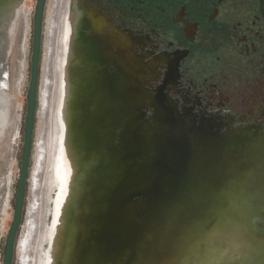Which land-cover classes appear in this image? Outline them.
I'll use <instances>...</instances> for the list:
<instances>
[{
  "label": "flooded vegetation",
  "instance_id": "obj_1",
  "mask_svg": "<svg viewBox=\"0 0 264 264\" xmlns=\"http://www.w3.org/2000/svg\"><path fill=\"white\" fill-rule=\"evenodd\" d=\"M24 1L9 0L0 14L4 133L11 110L9 96L3 95L7 50L28 6ZM49 5L55 52L60 43L62 98L70 105L76 97L75 116L91 135L83 146L92 154V167L79 183L82 202L98 203L105 193L101 188L111 186V136L122 112L143 104L147 92L179 115L246 125L221 136L209 129L196 131L221 153L234 143L238 152L253 155L247 166L262 174L264 145L257 140L259 132L264 134V0H52ZM139 70L143 80L136 76ZM128 75L133 76L129 84ZM137 79L145 90L139 82L140 88L134 86ZM147 129L145 125L142 134ZM235 135L241 139L237 143ZM245 142L252 144L246 147Z\"/></svg>",
  "mask_w": 264,
  "mask_h": 264
},
{
  "label": "bare ground",
  "instance_id": "obj_2",
  "mask_svg": "<svg viewBox=\"0 0 264 264\" xmlns=\"http://www.w3.org/2000/svg\"><path fill=\"white\" fill-rule=\"evenodd\" d=\"M52 3V0H51ZM31 6L24 8V20L26 22L27 14L29 13ZM53 8L49 5L48 15L46 18L45 36L44 42V60L40 77V101H41V113H39V121L37 128V142L34 154V187L33 193L36 194L33 197L34 204L29 211L30 221L32 217L36 215L37 220L33 219V224L29 225L22 232L17 246L18 259L21 260V264H105L106 255L104 256L101 249L102 238H96L94 245H92V239L95 235V230L99 234H103L104 219L106 222L111 221V209H109L111 202V194L109 192L110 187L101 188L105 191L104 195L100 197L97 204L82 202L79 194L81 192V181L85 180V171L92 167V154L91 162L88 166L76 167V160L78 156V149L85 146V142L88 138L91 139V135L87 134L84 127H80L79 119L75 116V104L76 97L72 99L70 105H66L64 98H62V90L59 87V48L60 43L56 44V52L54 49V42L49 39L50 33L54 31V24H52V15L50 14ZM24 22V23H25ZM26 36L24 35L23 41L20 44L21 51L23 52L22 60V73L21 78L18 80V89L21 87V81L25 77L26 71V54L28 53L29 42V25L26 27ZM55 54V56H54ZM54 56V57H53ZM53 57V59H52ZM52 62V68H51ZM53 75V77H52ZM140 76L143 80L144 74H140V70L136 76ZM139 79L134 82L136 88L143 90L145 86L143 83L139 85ZM129 86V85H128ZM144 98L143 104L135 109H130L126 114L124 111L121 115V120H117L116 130L113 131L112 140V154L113 161L111 171V189L114 188L120 181V176H123L122 160L126 165V174L129 172V163L131 155L138 154V152H145L151 154V134L158 132L155 124L162 112L158 110V104L153 99V95L147 92ZM111 106H117L115 103H111ZM149 109V117L143 116V107ZM160 106V105H159ZM125 108L127 105L124 106ZM161 107L169 112L176 121L183 120L182 115H179L176 109L165 102L161 104ZM136 112L135 115H131ZM76 118V120H75ZM185 120V119H184ZM183 120V121H184ZM186 120H189L188 118ZM119 125V127H118ZM148 125V129L145 134H142L141 129ZM244 126L236 129L239 130ZM189 134L192 136L195 145L199 150L198 161L195 163L200 169L204 168L213 169L216 171L218 177L217 186L224 185L228 176L236 172L235 169L226 171L224 168L218 167L216 164L217 159L221 156L227 159V163L231 158L235 157L236 166L242 170V174L250 172L251 175H244V178L237 182L238 192L235 197L239 207L244 208L248 212V222L244 226L242 234L239 236L243 239L241 247V256L236 260H232L231 257L225 259L223 264H264V262L252 260L246 256V251H254L256 255H260L261 249H264V225L259 227V233L253 230L255 225H252L253 218H261L264 216V171L261 175H257V172L247 166L248 159L253 155H244L238 152L237 145L231 144L227 147V150L220 152V150L213 144L202 138L198 131L191 128V124L188 125ZM259 132L258 140L261 145H264V134ZM125 134V135H124ZM238 136L235 135L232 141L238 142ZM140 141V143H137ZM252 143L245 142L246 147ZM233 145L235 147H233ZM237 152L238 154H236ZM103 156L100 154V159ZM216 166V167H215ZM32 173V175H33ZM240 171L237 170V175L241 176ZM199 177L194 183L197 186V198L196 202L199 204L195 210L187 211L181 215H175L176 219H187L194 215L195 212L202 209L204 203H209L215 192V188L209 183V180L204 177V172H198ZM118 176L114 181V177ZM238 177V178H239ZM11 178L10 175L8 179ZM258 182H254V179ZM75 184H77L75 186ZM138 186H133L134 189H138ZM40 188V189H39ZM39 189V190H38ZM148 189V185H142L138 190L145 191ZM38 191V192H37ZM135 191V190H134ZM109 192V194H108ZM37 193L39 197L37 198ZM201 196H205V199L201 200ZM9 196L6 198L8 202ZM215 202V201H214ZM9 204H7V207ZM82 208L81 216L78 217V237L74 246L70 245L74 236L73 228L77 224L75 218L72 226V215L75 211H80ZM169 220V218H168ZM81 226H85L86 233L83 234ZM80 227V228H79ZM105 230V227H104ZM252 238L248 239V234ZM35 233L34 239L31 241ZM199 228H192L188 231L187 236L189 239H193L200 234ZM83 234V236H81ZM93 237V238H92ZM163 239V235L156 236L151 244V247H157V243ZM31 242L32 246L29 250V257H22V250L27 251V244ZM186 242L184 245H186ZM109 251V249L107 250ZM25 254V252H23ZM109 256V255H107ZM1 264V263H0ZM109 264V263H108ZM122 264V263H120ZM203 264V263H202Z\"/></svg>",
  "mask_w": 264,
  "mask_h": 264
},
{
  "label": "water",
  "instance_id": "obj_3",
  "mask_svg": "<svg viewBox=\"0 0 264 264\" xmlns=\"http://www.w3.org/2000/svg\"><path fill=\"white\" fill-rule=\"evenodd\" d=\"M8 2L9 0H0V14L6 10ZM45 2L46 0H42L41 10H37L39 0H35L34 4L29 80L25 95L26 105L18 180L12 219L2 248L1 264H6V256L10 258L9 264L13 262L16 237L23 216L35 121ZM156 103L162 114L155 124L158 132L151 134L152 152L151 154L138 152V154L131 155L129 163L134 162L129 166L128 174H126V165L122 160L120 170H122L123 176H120L118 184L112 189L110 186L109 190V192L111 191L109 209H111V215L114 218L108 222H106L107 219L103 220L105 230L103 227V234L102 232L99 234L95 230L93 236L95 238L92 239L91 244L94 245L96 238H102V252L104 256L109 255H106L105 264H140V259L146 256L145 264H177L175 257L181 255L184 248L192 241L187 236L188 231L196 227L202 232L204 227L220 217L221 221H218L216 229L210 233L211 240L207 250L203 254L199 249L192 251L189 253L190 258H185L183 264H223L228 257H231L232 260L240 258L243 239H240L239 236L248 222V212L239 207L235 199L238 192L237 170L242 172L236 166L235 157L229 160L232 162L231 164L221 156L217 159L218 167L224 168L226 171L236 170L234 174L227 177L224 185L217 186L218 177L215 170L207 169L205 171L204 168L200 169L195 165L198 161L199 150L188 131L190 122L182 118L184 121L180 120L175 123L169 112L161 107V101L158 100ZM169 109L171 110V108ZM200 170L204 172V177L209 180V183L214 188H218L209 203L219 191L223 190L228 193L226 200L217 203L215 200L216 206L210 210L207 209L208 203H204L201 210L185 220L176 219L168 229L170 212L179 216L198 207L199 204L196 202L197 185L194 183L199 177ZM117 178L118 176H115L114 181H118ZM145 184L148 185L147 190H138ZM111 185H115V183ZM138 185L140 186L138 189L133 188ZM91 193L95 192L92 190ZM200 199H205V196H201ZM234 200L237 208L233 206ZM96 203L97 201H95ZM81 213L82 208L80 211L74 212L72 226H74V218L77 221ZM226 215L228 218L224 219ZM252 222V225L256 226L258 223L259 227H262L264 216L253 218ZM76 223L70 244L72 246H74L79 232L77 231L78 221ZM81 228L85 235V226H81ZM10 232L12 238H9ZM248 234V239L252 238L251 233L248 232ZM160 235H163V239L157 243V247H151L155 237ZM216 241L221 242L224 246L229 245L231 249L226 246L220 250L221 247L215 246ZM186 242L188 243L184 245ZM108 249L109 251H107Z\"/></svg>",
  "mask_w": 264,
  "mask_h": 264
},
{
  "label": "rangeland",
  "instance_id": "obj_4",
  "mask_svg": "<svg viewBox=\"0 0 264 264\" xmlns=\"http://www.w3.org/2000/svg\"><path fill=\"white\" fill-rule=\"evenodd\" d=\"M51 0H46L45 2V8H44V16H43V31H42V42H41V55H40V65H39V78H38V85H37V99H36V108H35V121H34V128H33V136H32V147H31V158L29 163V174L27 178L26 183V189H25V196H24V203H23V216L21 225L19 228V231L17 233L16 237V243H15V253L13 257L12 264H21V260L18 259L17 255V246L19 244V239L22 235V232L27 227L26 231L29 229V225L33 224V219L37 220L36 215L32 217V220L30 221V214L29 211L32 208V204H34L33 197L35 194L33 193V187H34V176L35 172L33 173V166H34V154H35V148H36V142H37V128H38V121H39V113H41V101H40V93H39V86H40V77H41V70L44 60V42L46 40L45 36V19L48 12V5L50 4ZM26 4L28 6H31L29 8L30 11L27 14L26 22L24 20V15L21 14L20 17V25L19 28H17L16 35L13 39V41H10V46L7 50V61H8V76H7V83L8 87L5 88V93H3L4 96H9L10 102H11V110H10V122L12 121V127H13V133L12 135L16 136V144H13V149L10 151L7 147V140L4 138V142H0V263L2 260V248L5 240V236L7 233V230L9 228L11 219H12V213H13V206H14V198H15V192H16V186H17V180H18V172H19V164H20V156H21V145H22V138H23V126H24V116H25V105H26V91L28 86V80H29V61H30V54H31V40H32V26H33V12H34V4L35 0H25L23 5ZM30 12H31V19H30ZM57 15V14H56ZM58 19V15L56 16ZM25 22V23H24ZM29 25V28L27 29L29 31L28 37V53L26 54V71H25V77L21 81V87L18 89V80L21 78L22 73V60H23V52L21 51L20 44L23 41V37L25 34L26 26ZM57 34V33H56ZM56 42V35L54 38V43ZM53 77V75H52ZM128 81L127 84H129L133 78L132 75H128L125 77ZM136 78V77H135ZM143 116L146 118L149 117V109L143 107ZM233 110V109H232ZM235 111V110H233ZM150 113V112H149ZM192 114V115H190ZM182 113V118L189 119L188 121L191 124V128L193 130H210L214 135H223L227 132L230 133H236V129L240 128L244 125H239L238 123H232L228 120H215L213 118L206 117L205 115H196L194 113ZM9 122V123H10ZM252 126V125H251ZM258 127V126H256ZM12 128L9 130L11 133ZM9 133V134H10ZM91 162V157L86 149H78V156L76 160V167L81 168L82 166L89 165ZM12 172V178L8 179L9 174ZM33 173V175H32ZM8 181V182H7ZM8 183V184H7ZM40 189V188H39ZM38 189V190H39ZM215 191H218V188H215ZM38 192V191H37ZM39 193H37V198ZM228 193L226 190L219 191L218 194L213 198V200L208 203L207 209H211L214 206H216L217 202H223L226 200ZM8 198V202L6 203V198ZM216 200V203L214 201ZM7 204L9 206L7 207ZM202 217L200 216V219ZM200 222V220H197ZM264 223V222H263ZM259 224L256 223V228L253 227V230L256 231V234L259 233ZM31 241L35 237V233L32 235ZM32 244L29 241L27 244V251L22 250V257H25V260L27 256L30 255L29 250L31 248ZM231 247L229 245H225L220 248V250H223L224 247ZM25 252V254L23 253ZM146 256V255H144ZM147 257V256H146ZM142 257L140 259V264H145L147 258ZM24 264V260H23ZM30 264V260H29Z\"/></svg>",
  "mask_w": 264,
  "mask_h": 264
},
{
  "label": "snow or ice",
  "instance_id": "obj_5",
  "mask_svg": "<svg viewBox=\"0 0 264 264\" xmlns=\"http://www.w3.org/2000/svg\"><path fill=\"white\" fill-rule=\"evenodd\" d=\"M41 3H42V0H39V5L37 7V10H41ZM244 175H251V173L245 172L244 174H242L238 178L239 182L244 178ZM232 203H233V206L237 208L235 200ZM226 218H228L227 215L225 216L224 219ZM175 220H176V216L174 215V213L170 212L168 229H170L171 226L175 223ZM218 221H221L220 217H217V220L213 221L210 225L204 227L203 231L198 236H196L194 239H192L191 243L187 245V247L184 248V251L182 252V254L179 255L178 257H175L177 264H183V261L185 258H190L189 253H191L192 251L196 249H199L201 254H203L207 250L209 246V242L211 240L210 233H212L216 229ZM9 238H12L11 232L9 233ZM215 246L223 247L224 244H222L219 241H216ZM245 254L247 257H249L252 260L259 259L260 261L264 262V249H261L259 256L256 255L254 251H246ZM9 261H10V258L6 256V264H9Z\"/></svg>",
  "mask_w": 264,
  "mask_h": 264
},
{
  "label": "crops",
  "instance_id": "obj_6",
  "mask_svg": "<svg viewBox=\"0 0 264 264\" xmlns=\"http://www.w3.org/2000/svg\"><path fill=\"white\" fill-rule=\"evenodd\" d=\"M9 122H10V118H9ZM12 121L8 124L7 128H6V132L4 133L3 130L1 129L2 127V121H1V118H0V142H4L3 139L5 138L7 140V147L8 149L11 151L13 149V144H16V136L12 135L13 133V127H12ZM12 128L11 130V133H10V129ZM10 133V134H9ZM10 177L12 178V172L11 174H9ZM8 182V181H7ZM8 184V183H7Z\"/></svg>",
  "mask_w": 264,
  "mask_h": 264
}]
</instances>
